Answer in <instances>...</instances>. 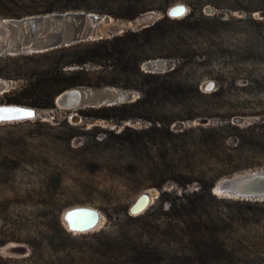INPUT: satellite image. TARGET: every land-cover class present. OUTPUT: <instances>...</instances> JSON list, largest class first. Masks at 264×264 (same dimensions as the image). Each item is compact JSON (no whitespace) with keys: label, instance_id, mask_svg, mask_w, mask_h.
<instances>
[{"label":"rangeland","instance_id":"rangeland-1","mask_svg":"<svg viewBox=\"0 0 264 264\" xmlns=\"http://www.w3.org/2000/svg\"><path fill=\"white\" fill-rule=\"evenodd\" d=\"M179 4L187 13L175 19L169 11ZM144 5L151 11L142 15L153 14L155 24L169 20L168 39L141 51L161 55L154 60L168 62L173 67L168 72L176 69L168 93L131 108L127 120L117 113L97 118L99 108L90 104L61 109L55 101L52 110L27 106L37 110L34 119L0 123V264H264V200L213 193L223 179L264 170V0ZM16 8L0 5V14ZM188 16L192 19L184 22ZM115 21L124 28L132 22ZM10 58L16 77L0 79V106L14 105L9 101L48 64L40 54ZM117 58L85 66L115 85L81 89L97 99L125 97L117 106L149 100L153 78L136 70L130 78L121 75ZM156 127L178 135L216 128L222 140L211 157L200 154L192 163L181 151L174 165L173 139L147 143L149 150L138 158L119 140ZM191 149V140L183 143L182 150L191 155ZM224 170L232 175L209 181ZM145 194L151 199L147 209L130 214ZM75 207L97 210L98 226L71 231L64 216Z\"/></svg>","mask_w":264,"mask_h":264},{"label":"trees","instance_id":"trees-1","mask_svg":"<svg viewBox=\"0 0 264 264\" xmlns=\"http://www.w3.org/2000/svg\"><path fill=\"white\" fill-rule=\"evenodd\" d=\"M145 0H0V5L6 6V3L14 4L17 7L15 10H10L0 14V19H23L32 16H45L49 14H63L67 12H84L92 13L100 16H111L117 20L134 21L140 15L151 11L144 5ZM22 3H28L27 7L22 6ZM192 17H187L184 22H190ZM169 20L159 21L150 28L139 32L128 31L121 36L112 39L101 41H89L68 48H61L47 53L40 54V57L48 60L47 67L43 70L36 71L38 74L36 79L31 82L30 86L22 88L9 104L19 106H30L38 109L52 110L56 108V98L69 90L75 88H102L108 84L103 77H96L94 73L85 68L88 64H99L97 59L101 61L109 60L117 56V72L121 75L131 74L137 71L141 76L153 78L156 87L151 90L149 100L140 102L139 105H121L112 107H101L97 109L96 116L101 119H110L111 114L122 115V120L129 119V112L135 106H147L152 103L155 95V100L161 95L160 91L167 90V85H172L171 79L176 72L174 69L165 74H148L141 70V65L150 60L162 58L160 56H149L146 52H141L146 46L159 45L168 38L165 24ZM169 36V35H168ZM157 37L158 40H154ZM166 39V40H164ZM143 42V43H142ZM178 45V44H177ZM179 46V45H178ZM182 47V46H181ZM141 53H144L141 56ZM185 54L191 53L187 49ZM22 57V56H21ZM13 59L10 57H0V79H13L14 76L9 69V62ZM130 78V77H129ZM128 78V79H129ZM169 90H167V93ZM201 95V94H200ZM218 94H213L211 97H218ZM110 113V114H108ZM124 134V133H123ZM136 137L128 135L119 136L122 145L130 147L138 158L142 155L144 149H148L147 143H165L173 139V165L176 158H181V151L186 157H191V162L196 163L199 157L203 154L205 157H211L214 151L218 149L222 138L216 128H192L185 134H173L168 129L154 128L145 133L135 132ZM159 136V137H157ZM195 146L191 155L185 150H182L183 143L189 144V141ZM149 150V149H148ZM190 152V151H189ZM201 154V155H200ZM166 161L167 153L163 156ZM174 174V173H173ZM232 172L224 170L219 172L216 178L209 181L215 183L224 176H231ZM173 183H180V177L173 176ZM207 185V184H203ZM160 187V186H159Z\"/></svg>","mask_w":264,"mask_h":264},{"label":"water","instance_id":"water-1","mask_svg":"<svg viewBox=\"0 0 264 264\" xmlns=\"http://www.w3.org/2000/svg\"><path fill=\"white\" fill-rule=\"evenodd\" d=\"M207 12L214 13L215 9L209 8ZM186 13L187 7L183 4L173 6L169 11V15L175 19L185 16ZM113 23H116V21L110 16H100L84 12L55 13L45 16L27 17L20 20L0 19V57H16L25 53H47L89 41L112 39L129 30L139 32L155 25L153 14L138 17L130 23L131 26L128 28L116 27ZM172 69L173 67L164 60L147 61L143 65V70L148 74L166 73ZM0 85H2L1 81ZM107 91L114 92L111 90ZM104 93L106 92L104 91ZM112 95L114 96L111 99H107V96L97 99L94 92L77 88L60 94L56 99V105L61 109H76L83 104H90L93 108H101L105 106H117L125 100V97L119 99L118 94ZM8 107L0 106L3 109H9ZM16 109L28 110V108L22 107H16ZM30 111L33 112L31 116L19 112H7L14 113L15 117L0 118V123L21 122L36 118L38 115L37 110L32 108ZM5 116L7 117V115ZM216 189L224 193V198L231 200L263 201L264 170L223 179L215 185L213 193L216 192ZM144 198L147 201L145 206L140 211L134 213V210L137 209ZM149 204L150 197L148 194H145L133 205L130 214L139 215L147 209ZM81 214H84L83 216H86L90 220L87 222L88 224H79L82 221ZM71 219L73 220L72 224L70 223ZM100 220L101 217L98 211L88 207L75 208L66 212L64 216V221L67 223L68 228L78 233L94 229L98 226Z\"/></svg>","mask_w":264,"mask_h":264},{"label":"bare ground","instance_id":"bare-ground-1","mask_svg":"<svg viewBox=\"0 0 264 264\" xmlns=\"http://www.w3.org/2000/svg\"><path fill=\"white\" fill-rule=\"evenodd\" d=\"M122 98H124L123 96L122 97H119V99H122ZM9 106V107H8ZM1 107H8L9 109H16V107H22V108H28V110H26V112H29V113H33L32 111H30V110H32V108H29V107H26V106H16V105H2ZM2 115H7V117H12V118H14L15 117V115H14V113H3V114H1L0 116H2ZM215 195H218L219 197H222V198H224V193L221 191V190H219V189H216V192L214 193ZM142 197V196H141ZM140 197V198H141ZM227 199H229V198H227ZM151 200V199H150ZM147 201H146V199L144 198L142 201H141V203H140V205L137 207V209H135L134 210V213H136V212H138V211H140L144 206H145V203H146ZM137 203V202H136ZM135 203V204H136ZM76 208V207H75ZM78 209L79 208H81V207H77ZM90 208V207H89ZM92 208V207H91ZM72 209H74V208H72ZM72 209H70V210H72ZM70 210H68L67 212H69ZM84 214H81V219H82V221L79 223V224H85V223H87V222H89L90 220H88V218L86 217V216H83ZM70 223L72 224L73 223V220L71 219L70 220ZM88 224V223H87ZM86 224V225H87ZM99 224V223H98ZM66 225H67V223H66ZM68 226V225H67ZM77 233V232H76ZM82 234V233H81Z\"/></svg>","mask_w":264,"mask_h":264},{"label":"snow or ice","instance_id":"snow-or-ice-1","mask_svg":"<svg viewBox=\"0 0 264 264\" xmlns=\"http://www.w3.org/2000/svg\"><path fill=\"white\" fill-rule=\"evenodd\" d=\"M7 112H19V113H24V115H27V116L33 115L32 113L26 112L23 109H3V108H0V114L7 113ZM0 118L7 119L8 117H6V116H0Z\"/></svg>","mask_w":264,"mask_h":264},{"label":"flooded vegetation","instance_id":"flooded-vegetation-1","mask_svg":"<svg viewBox=\"0 0 264 264\" xmlns=\"http://www.w3.org/2000/svg\"><path fill=\"white\" fill-rule=\"evenodd\" d=\"M213 11V10H212Z\"/></svg>","mask_w":264,"mask_h":264}]
</instances>
